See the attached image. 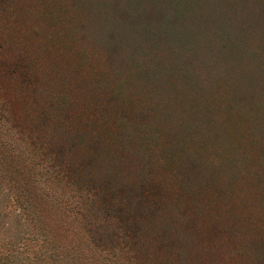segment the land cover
Listing matches in <instances>:
<instances>
[{
  "label": "rangeland",
  "instance_id": "374dc122",
  "mask_svg": "<svg viewBox=\"0 0 264 264\" xmlns=\"http://www.w3.org/2000/svg\"><path fill=\"white\" fill-rule=\"evenodd\" d=\"M79 1L0 0V44L11 62L30 55L39 73L31 76L33 99L66 101L51 112L54 132H45L54 136L38 149V160L81 166L74 181L102 184L96 204L87 206L90 217L94 209L106 214L104 203L133 205L128 216L139 264H264V182L257 174L264 143L247 136L255 123L222 110L214 115L223 136L185 133L183 119L193 110L174 100L170 114L161 100L174 92L157 96L133 87L130 70L100 41L98 3ZM6 91L0 109L4 97L11 101L4 114L11 127L14 116H26L15 103L17 86L7 80ZM39 123L33 134L45 137Z\"/></svg>",
  "mask_w": 264,
  "mask_h": 264
},
{
  "label": "trees",
  "instance_id": "16d2710c",
  "mask_svg": "<svg viewBox=\"0 0 264 264\" xmlns=\"http://www.w3.org/2000/svg\"><path fill=\"white\" fill-rule=\"evenodd\" d=\"M79 2L98 3L101 27L105 29L100 41L119 59L121 67L130 70V80L135 81L122 82L121 87L132 84L157 96L174 92L161 100L164 110L175 112L169 107L174 100L182 110L192 109L195 125L189 119L192 116L183 119V129L192 137L208 133L210 138L223 136L214 115L223 110L252 120L255 124L247 134L249 141L263 139L264 143V0ZM22 57L19 62H11L0 44V97L5 95L9 80L13 88H18L15 103L26 116L20 121L14 116L12 126H7L6 104H12L3 98L0 264H139L133 242V205L125 208L104 203L106 214L99 215L94 209L90 217L87 206L96 204L102 184L74 181L73 174L83 171L81 166L38 160V149L47 146L54 136L45 132L54 119L52 113L66 101L39 104L33 99L30 90L37 82L31 76L39 73L29 64L30 55ZM39 105L45 106L40 109ZM154 120L157 122L156 117ZM40 121L44 128L40 133L44 131L45 137L33 134ZM146 127L156 129L150 123ZM40 140L43 146L37 147ZM231 158L237 166L238 157ZM260 158L263 170L257 174L264 182V146ZM242 159L245 155L240 163ZM70 175L72 183L65 181ZM81 190L86 193L80 194ZM113 223L118 228L113 229Z\"/></svg>",
  "mask_w": 264,
  "mask_h": 264
}]
</instances>
